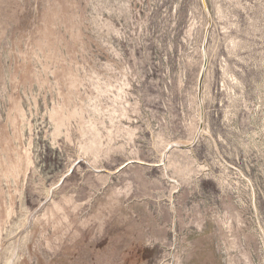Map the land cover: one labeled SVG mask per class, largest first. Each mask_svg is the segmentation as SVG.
<instances>
[{"label": "rangeland", "instance_id": "374dc122", "mask_svg": "<svg viewBox=\"0 0 264 264\" xmlns=\"http://www.w3.org/2000/svg\"><path fill=\"white\" fill-rule=\"evenodd\" d=\"M205 2L0 0V264H264V0Z\"/></svg>", "mask_w": 264, "mask_h": 264}, {"label": "water", "instance_id": "95a60500", "mask_svg": "<svg viewBox=\"0 0 264 264\" xmlns=\"http://www.w3.org/2000/svg\"><path fill=\"white\" fill-rule=\"evenodd\" d=\"M200 2H201V6H202L203 10H205L207 13V6H206L205 0H200ZM208 23H210L209 19H208ZM206 31L208 32V28ZM206 35H207V33H206Z\"/></svg>", "mask_w": 264, "mask_h": 264}, {"label": "bare ground", "instance_id": "6f19581e", "mask_svg": "<svg viewBox=\"0 0 264 264\" xmlns=\"http://www.w3.org/2000/svg\"><path fill=\"white\" fill-rule=\"evenodd\" d=\"M204 11V13L206 14V16H207V18H208V15H207V13H206V11L205 10H203ZM207 29V28H206ZM206 33H207V31H205V34H204V40H205V38H206ZM207 72V71H206ZM201 100V99H200ZM199 131V130H198ZM201 133V132H200ZM200 135V134H199ZM196 138V137H195ZM191 144V143H190ZM189 144V145H190ZM167 157V156H166ZM160 165V164H159ZM89 171V170H88ZM173 182V181H172ZM25 223V222H24ZM23 227V226H22ZM26 228H27V226H26Z\"/></svg>", "mask_w": 264, "mask_h": 264}]
</instances>
